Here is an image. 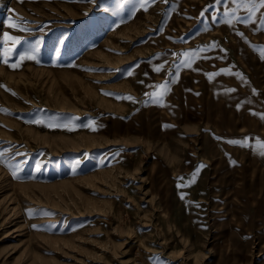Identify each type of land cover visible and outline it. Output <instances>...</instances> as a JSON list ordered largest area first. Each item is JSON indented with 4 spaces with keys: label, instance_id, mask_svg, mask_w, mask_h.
<instances>
[{
    "label": "rangeland",
    "instance_id": "1",
    "mask_svg": "<svg viewBox=\"0 0 264 264\" xmlns=\"http://www.w3.org/2000/svg\"><path fill=\"white\" fill-rule=\"evenodd\" d=\"M144 4L0 0V264H264V9Z\"/></svg>",
    "mask_w": 264,
    "mask_h": 264
},
{
    "label": "snow or ice",
    "instance_id": "2",
    "mask_svg": "<svg viewBox=\"0 0 264 264\" xmlns=\"http://www.w3.org/2000/svg\"><path fill=\"white\" fill-rule=\"evenodd\" d=\"M22 2V0H21ZM149 0H145V4L143 5L145 7V10L147 8V4H148ZM166 2V0H165ZM217 3H220V0H216ZM231 4H235L237 5V7H242L245 10H247L250 13L249 16V20H251V15L254 14L255 11H257L258 9L255 8V5L258 3L260 9H264V0H230ZM238 19V18H237ZM245 23H247L248 21H244ZM254 23V21H252ZM21 23H16L14 21H9V27H12L18 31H22V32H27L28 29L26 27H22ZM225 23H228L229 25H231L232 21L228 20L225 21ZM261 31H264V19L261 20ZM238 35L241 36V38H243V33H237ZM4 41H11V45L12 48L9 49L7 47H5L2 51H0V62H3L4 64H8L9 60L11 59V55L13 54L14 49L20 45L22 43L21 40H19L18 38H13L11 36H9L8 34L4 35ZM39 42H37V46H34L30 49L25 50L24 52L19 53V59L16 63H13L11 65V67L15 68L18 66L19 61H23V60H35L36 56L39 52V47H38ZM212 47H215V45H213ZM260 56L262 59H264V47H262L260 50ZM184 59L181 60V64L184 67L187 68H191L192 64L194 63L195 58L197 57V53L196 52H184L181 54ZM163 66L158 67L155 69V71L159 72L161 71ZM132 73L130 72L129 75H131ZM226 74H231L230 72L226 73ZM178 75H179V70H177V73L175 74V78L171 79L170 81H165V83L160 84V85H154V91L153 93L150 95V101L159 104L160 106H164V102H163V97L168 93V91L170 90V84H174L177 82L178 80ZM215 75H219V73L216 74H208V78L209 80L214 79ZM238 78L243 80V77L240 76V74H237ZM227 92H232L235 91V89H226ZM253 94H255V90H253ZM122 99H128V100H133L132 97H123ZM133 102H135L133 100ZM2 111V110H0ZM253 115H256V113H252ZM259 118L261 120H264V114H259ZM32 123H41L39 121H33ZM92 124H94V121H89V125H85V126H91ZM49 127H65V125H46ZM93 130H95V128H93ZM250 139H254V143H250ZM227 143L232 144V145H238L240 147H245V148H250L252 151L256 152V154L264 156V140H261L259 138H249V137H245L243 139L240 140H229L227 141ZM4 153H0V163H4ZM17 155H20L19 153H17ZM232 164L235 165L236 162L232 161ZM7 166V165H5ZM205 167V165H200L196 172H194L191 176V178L189 180H187L184 184H179L177 185V187H188L191 184L195 183L196 177L199 174V171L201 169H203ZM15 178V175H14ZM181 180H184L183 177L180 178ZM184 197L181 196V199H183ZM197 207H199L197 205ZM38 214V213H37ZM35 227V226H34ZM153 264H159L158 258L156 260H153Z\"/></svg>",
    "mask_w": 264,
    "mask_h": 264
}]
</instances>
